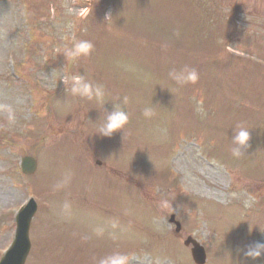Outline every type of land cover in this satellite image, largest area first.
Masks as SVG:
<instances>
[{"label":"rangeland","instance_id":"374dc122","mask_svg":"<svg viewBox=\"0 0 264 264\" xmlns=\"http://www.w3.org/2000/svg\"><path fill=\"white\" fill-rule=\"evenodd\" d=\"M75 40L93 51L69 61ZM186 67L196 84L169 76ZM74 75L102 96L73 94ZM117 104L129 124L98 136ZM240 127L250 147L234 158ZM34 196L25 264H194L189 236L205 264H264L240 251L264 243V0H0V257Z\"/></svg>","mask_w":264,"mask_h":264},{"label":"clouds","instance_id":"9594fccd","mask_svg":"<svg viewBox=\"0 0 264 264\" xmlns=\"http://www.w3.org/2000/svg\"><path fill=\"white\" fill-rule=\"evenodd\" d=\"M93 9H84L80 15L92 13ZM111 13L108 14L107 19L111 18ZM106 19V20H107ZM93 44L87 40H75L70 48L63 49V53L66 58L71 61L80 57H87L93 51ZM169 76L178 84H196L199 80V73L193 68H184L180 71L173 70L169 73ZM66 84H70V89L73 94L80 95L92 99L93 96L101 97L102 91L99 87H93L82 76L74 75L66 78ZM124 104L128 103V98L124 97ZM7 111V118L14 120V112L8 105L4 106ZM155 114V107L153 105L146 106L143 109V115L146 118H151ZM129 113L124 110L119 104L114 105L110 112H107L104 118V122L99 127L97 135L102 138H111L116 133H122V131L129 124ZM251 134L250 130L245 127H240L236 130L232 136L231 153L234 158H239L245 154L246 150L250 147ZM164 207H169L168 203L163 202ZM243 252V256L256 261L261 257H264V243L256 242L249 245L246 250H240ZM99 264H128V258L125 255L114 254L104 257L99 261Z\"/></svg>","mask_w":264,"mask_h":264},{"label":"water","instance_id":"95a60500","mask_svg":"<svg viewBox=\"0 0 264 264\" xmlns=\"http://www.w3.org/2000/svg\"><path fill=\"white\" fill-rule=\"evenodd\" d=\"M22 171L25 174H32L36 169V161L33 158L25 157L21 161ZM35 211V205L32 204L30 208L21 214L17 219L16 237L13 248L9 255L1 260L0 264H24L25 258L29 251L28 230L30 219ZM170 223L176 226V232L180 230L178 223L174 221V217L170 218ZM192 245V256L196 264H204L205 254L202 249L194 240L187 238L184 242L185 246Z\"/></svg>","mask_w":264,"mask_h":264},{"label":"trees","instance_id":"16d2710c","mask_svg":"<svg viewBox=\"0 0 264 264\" xmlns=\"http://www.w3.org/2000/svg\"><path fill=\"white\" fill-rule=\"evenodd\" d=\"M227 2H228V0H220V3L223 4V5L226 4ZM228 10L231 11V9H228Z\"/></svg>","mask_w":264,"mask_h":264}]
</instances>
